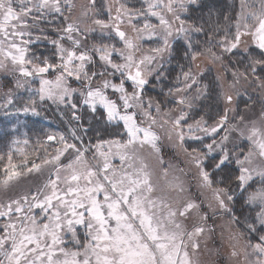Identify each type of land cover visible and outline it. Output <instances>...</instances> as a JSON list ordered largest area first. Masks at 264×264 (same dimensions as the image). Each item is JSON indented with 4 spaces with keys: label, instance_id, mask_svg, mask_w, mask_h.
<instances>
[{
    "label": "snow or ice",
    "instance_id": "obj_1",
    "mask_svg": "<svg viewBox=\"0 0 264 264\" xmlns=\"http://www.w3.org/2000/svg\"><path fill=\"white\" fill-rule=\"evenodd\" d=\"M138 3L87 0L77 15L75 0H0V70L33 94L17 111L39 115L51 101L69 108L72 120L87 114L106 133L97 129L84 141L73 130L80 143L49 134L52 151L41 145L39 163L20 147L19 163L13 151L0 156V264H200L205 228L189 230L186 222L201 206L181 199L184 183L160 155L155 129L169 124V138H178L201 186L238 229L234 238L243 244L231 255L264 264V98L254 118L232 106L241 81L264 93V0H239L227 28L211 14L188 23L198 0ZM193 34L205 37L203 47ZM41 41L51 44L50 55L37 54ZM148 41L156 46L145 50ZM238 51L243 59L225 64ZM202 56L224 68L207 83L193 70ZM173 59L180 71L167 95L175 108L164 111L145 88L169 78L165 63ZM11 97L9 90L4 107ZM219 102L224 107L213 114ZM197 109L204 114L195 118ZM186 139L200 147L189 151ZM33 172L44 180L22 189L19 178Z\"/></svg>",
    "mask_w": 264,
    "mask_h": 264
},
{
    "label": "rangeland",
    "instance_id": "obj_2",
    "mask_svg": "<svg viewBox=\"0 0 264 264\" xmlns=\"http://www.w3.org/2000/svg\"><path fill=\"white\" fill-rule=\"evenodd\" d=\"M77 4V15L79 14L80 6L86 4L87 0H75ZM112 3L113 0H108ZM130 3H135L139 7L138 0H129ZM238 5L239 0H234ZM185 18V17H184ZM156 21L153 19V23ZM193 39L196 40L197 37ZM182 41V40H181ZM179 41L178 43H180ZM156 46L155 41H148L143 44V48L147 50L149 47ZM203 47V45H201ZM34 48L37 54H43L48 56L51 54L52 46L46 41H41L35 45ZM245 54L242 51H238L235 55L225 57V64L231 67V61L237 57H243ZM168 57L165 56V60ZM172 64L165 63V68L171 70ZM186 64V63H185ZM199 66L197 69L193 67L194 71L200 70L205 73L204 83L209 82L212 78L224 71L223 66L220 63L213 64L207 56L198 58L195 62ZM187 66V65H186ZM10 68V66H9ZM179 72L176 71L175 75ZM175 75H170L169 78L163 83L152 80L149 85L146 86L145 92L148 96L155 98L163 103V110L167 111L169 108H175L172 98L167 95L168 87L173 86ZM171 81V83L169 81ZM169 86H167V83ZM38 85H33L37 87ZM240 95L234 98V104L232 105L237 111L246 113L249 117L254 118L261 111V102L264 98V93H261L259 89L255 88V85H249L243 81L237 86ZM9 90H12L13 103L4 107L6 102V96ZM219 91V89H217ZM33 94L27 91L26 88H15L14 77L9 74V70H0V135L6 136V141L0 143V156H6L8 152L17 148H24L25 152L29 154L31 160H35L37 163L44 157V148L41 145L47 146L48 151H52V147L49 146L51 142L46 140L47 135L63 134L70 143H80L72 137V131L75 130L77 135L81 136L84 141H88L90 137L95 138L97 129H100L101 134H105L101 125L93 120L91 125L87 114L84 115V119L81 121L72 120L71 110L64 105H56L51 101H47L41 107L37 108L39 115H34L32 112L17 111L23 105L27 104L28 99ZM247 105V108H246ZM224 105L219 102L213 107V114L217 110L223 109ZM204 114L202 110L197 109L193 116L198 118L199 115ZM208 117L206 116V119ZM191 122V118L189 120ZM209 123L212 120L209 119ZM170 124L165 125L163 128L156 127V131L160 136L159 147L161 149L160 155L163 157L166 164H171L173 167L170 169V174L179 176L184 183L185 191L181 194L182 200H190L201 206L199 213L193 212L191 218L186 223L189 230L193 223L200 224L205 228V232L198 238L200 243V249L197 254L200 264H242V257H233L231 253L239 248L243 241H238L234 238V234L238 231L235 225H230V218L224 214L221 210L216 208L215 202L212 199V194L209 189L201 186L200 177L196 167L190 162L189 157L183 151L178 138L172 134L169 138ZM87 129V133H85ZM186 131V129H185ZM202 135V134H201ZM2 136V137H4ZM27 140L28 144L23 142ZM14 141H19L17 145ZM205 142H209L208 138H205ZM239 143V141H238ZM183 147L188 148L189 151L192 147H200V142L186 139ZM150 151V150H146ZM21 157L18 153L14 152V161L19 163ZM150 162L156 165L155 157L150 158ZM44 175L40 173L25 174L19 178L20 187L27 190L29 187H33L44 180ZM0 180H3L2 165H0ZM13 183H16L14 181ZM6 190L0 188V198H3ZM209 205H212L209 207ZM236 213L240 214L239 204L235 208ZM206 215V220H201L199 217Z\"/></svg>",
    "mask_w": 264,
    "mask_h": 264
},
{
    "label": "trees",
    "instance_id": "obj_3",
    "mask_svg": "<svg viewBox=\"0 0 264 264\" xmlns=\"http://www.w3.org/2000/svg\"><path fill=\"white\" fill-rule=\"evenodd\" d=\"M237 8L238 5L236 2H234V0H198V3L196 5L190 6V11L188 14H186L185 19L188 23H191L193 21L201 23L203 21H207L209 19V14H211V22L213 24L218 23L222 28H227L230 19L226 18H231L234 13L238 12ZM195 37H197L196 40H199L201 42V45H203L205 37L202 34H194V38ZM179 44H183V41H181ZM173 60L175 64H172L170 71L172 75H175L179 67H177V61L175 59ZM181 63H186V66L188 62L186 60H183L181 61ZM169 82L171 83V81ZM166 83L167 86H169L168 84L170 83ZM2 136L4 135H0V143L6 141V136Z\"/></svg>",
    "mask_w": 264,
    "mask_h": 264
}]
</instances>
